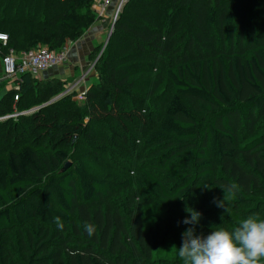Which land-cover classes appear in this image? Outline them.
<instances>
[{
	"label": "trees",
	"instance_id": "1",
	"mask_svg": "<svg viewBox=\"0 0 264 264\" xmlns=\"http://www.w3.org/2000/svg\"><path fill=\"white\" fill-rule=\"evenodd\" d=\"M94 1L0 0V60L81 39ZM95 69L82 111L77 92L60 97L67 82L32 74L0 100V115L16 96L40 106L29 122L42 137L0 129V264H182L190 210L231 230L264 209V0H128ZM80 145L118 173L92 174L72 158ZM232 183L226 211L215 201ZM119 195L126 211L111 203ZM146 206L169 213V228L147 229Z\"/></svg>",
	"mask_w": 264,
	"mask_h": 264
},
{
	"label": "rangeland",
	"instance_id": "2",
	"mask_svg": "<svg viewBox=\"0 0 264 264\" xmlns=\"http://www.w3.org/2000/svg\"><path fill=\"white\" fill-rule=\"evenodd\" d=\"M116 1H118L119 3L118 4L115 3V11H113V13L111 15H106L107 7L110 5L109 0H95L93 3V6H92V11L96 15V21L93 24L94 26L92 25L90 27V29L91 28L93 29V27H95V25L101 24V23H103V21L104 22L106 21V40L103 41L97 48H95V50L91 54L92 56L90 55L91 64H92L91 66L95 72H96L95 67H96V65H98L99 60L105 55L106 51L109 49L110 38L114 34L115 25H116V22L118 19V15H116L117 6L119 7L120 3L123 0H116ZM127 2H128V0H124L123 6ZM121 10H122V8H121ZM90 29L85 31L82 38L86 34L89 33ZM81 39L77 40V42H79ZM71 43H74V42H70L67 45L63 46V49L66 48L68 51L69 44H71ZM59 51H61V50L54 51V52H59ZM164 58L166 59L167 63H169V64L174 63L175 61L177 62V59L175 56H173V54H166L164 56ZM96 74L98 75L97 72H96ZM69 79H70V82H73L75 80L74 77L69 78ZM97 82H98V79H97L96 83ZM21 83L22 82H20V84ZM17 85H18V82H17ZM13 88H14V83L11 82L10 80L4 79L3 73H1V71H0V100H2L3 96ZM66 90L67 89L65 88L64 91H66ZM16 97L13 99V101L9 100L8 106L4 107L3 112L0 115V129H1V131H3V133L5 135H8L9 134L8 131H10L12 129L11 126H16L17 124H19L21 130H17L18 134H16V130L14 129V132L12 134L13 136L11 135V139H14V137H16V136H18V137L20 136V139L22 140V142H32L33 141V143H34V141H38L42 137L39 136L38 133L35 132L34 127L30 125L29 121H30V116H31L32 112L37 111L40 106L39 107L33 106L32 108H26V106H24V104H22L21 102H20L21 103L20 104L18 102ZM75 99L78 101L77 102L78 103L77 108L80 111L84 110V108L86 107L85 99L80 100L78 95ZM163 102H165L164 96H162L161 99L156 100V104H155L156 117L157 116L159 117V115H160V109L162 108ZM7 120H13L14 123H16V124L12 123V121H7ZM6 121L10 122L11 125L6 124L5 123ZM261 127L262 128L264 127V119H262ZM101 134H107V133L105 131H102ZM39 143L44 144L43 140H40ZM2 146H4V145L1 144L0 148H2ZM117 151H119V150H117ZM70 153L72 154V158L76 157L78 159V161L84 167H86L92 174H94L96 176L101 177V176H108L109 174L114 175V174L118 173L116 170H119V169H117V168H120L119 163L115 162V161L111 162L109 156H106L108 158H104L102 162H101L102 158L100 161H97V160L93 161L92 158L89 157L87 154V146H81L80 145L76 148H73L72 150L70 149ZM116 165H118V166H116ZM111 203L115 208L122 209L123 211H126L127 205H126V197L125 196H123V195L115 196L112 198ZM248 209L249 208H245L244 211L248 210ZM198 210H196L195 212H197ZM190 213L192 214L193 211L190 210ZM199 214H200V221L196 225H198L200 229L205 230L206 236L211 234L212 230H219V229L229 230L220 221L213 220V217L209 218L210 215L209 216L202 215L201 210L199 211ZM253 214L264 216V209H262L261 211L253 212ZM143 217H144V221H145L147 229L149 227H151L155 222L161 223L163 230L169 228V226L171 224V219H170L171 216L169 215V213H167V212H162V213L155 212L149 206L144 207ZM166 249L167 250L165 253L160 254V256L162 258H165V257L168 258V256L170 255L172 248L170 246H168ZM157 256H159V254Z\"/></svg>",
	"mask_w": 264,
	"mask_h": 264
},
{
	"label": "clouds",
	"instance_id": "3",
	"mask_svg": "<svg viewBox=\"0 0 264 264\" xmlns=\"http://www.w3.org/2000/svg\"><path fill=\"white\" fill-rule=\"evenodd\" d=\"M222 190L223 200L215 202L228 211L225 204L236 197L238 185L232 183ZM194 213H189L190 218L182 221L193 225L182 233L178 249L182 264H264V219L249 215L238 220L231 230H212L205 237L196 235L194 226L199 223L200 214ZM57 223L62 228L59 220Z\"/></svg>",
	"mask_w": 264,
	"mask_h": 264
},
{
	"label": "crops",
	"instance_id": "4",
	"mask_svg": "<svg viewBox=\"0 0 264 264\" xmlns=\"http://www.w3.org/2000/svg\"><path fill=\"white\" fill-rule=\"evenodd\" d=\"M109 2L110 5L107 7L106 15H111L113 11H115V3H119L116 0H109ZM118 8L119 7L117 6V11ZM105 40L106 21H103V23L95 25L93 29L91 28L89 33L86 34L79 42L76 41L69 44L68 59L65 64L46 71L40 75V78H56L67 82L66 89L67 87H73V92H77L78 96L86 93L98 79V75L92 69L90 55L93 53L95 48H97ZM0 71L2 73L1 69ZM72 77H74L75 80L70 82L69 78ZM15 86L16 83H14V87Z\"/></svg>",
	"mask_w": 264,
	"mask_h": 264
},
{
	"label": "built area",
	"instance_id": "5",
	"mask_svg": "<svg viewBox=\"0 0 264 264\" xmlns=\"http://www.w3.org/2000/svg\"><path fill=\"white\" fill-rule=\"evenodd\" d=\"M107 2V1H106ZM124 2V0L122 1ZM0 40L4 44L9 41L8 35L0 34ZM68 58V51L62 48L59 52H54L48 47H40L37 49L22 52L19 55L13 49L0 60V68L3 78L10 81L19 79L22 75L32 74L40 77L46 71L57 66L65 64ZM17 89L19 88L16 84ZM73 92V87H67V90L60 95L63 97ZM86 93L78 96L80 100H84ZM18 100V96L16 97Z\"/></svg>",
	"mask_w": 264,
	"mask_h": 264
},
{
	"label": "water",
	"instance_id": "6",
	"mask_svg": "<svg viewBox=\"0 0 264 264\" xmlns=\"http://www.w3.org/2000/svg\"><path fill=\"white\" fill-rule=\"evenodd\" d=\"M123 3L124 2H121L120 3V5H119V8H118V11H117V14L116 15H118L119 14V12H120V10H121V8H122V6H123ZM71 166V162H68V163H66V165L61 169V173H63V172H65L69 167Z\"/></svg>",
	"mask_w": 264,
	"mask_h": 264
},
{
	"label": "bare ground",
	"instance_id": "7",
	"mask_svg": "<svg viewBox=\"0 0 264 264\" xmlns=\"http://www.w3.org/2000/svg\"><path fill=\"white\" fill-rule=\"evenodd\" d=\"M68 59V58H67Z\"/></svg>",
	"mask_w": 264,
	"mask_h": 264
}]
</instances>
